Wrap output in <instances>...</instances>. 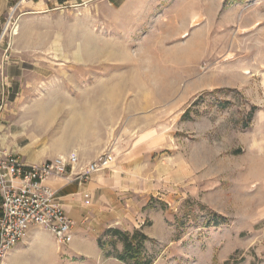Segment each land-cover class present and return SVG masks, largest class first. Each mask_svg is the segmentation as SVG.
<instances>
[{
    "label": "rangeland",
    "instance_id": "1",
    "mask_svg": "<svg viewBox=\"0 0 264 264\" xmlns=\"http://www.w3.org/2000/svg\"><path fill=\"white\" fill-rule=\"evenodd\" d=\"M8 66L18 79L9 99L0 91V126L19 144L45 162L109 150L100 173L139 184L124 225L83 195L87 237L73 245L85 254L65 246L60 264H129L136 230L152 264H264V0L14 9L0 35L6 90Z\"/></svg>",
    "mask_w": 264,
    "mask_h": 264
},
{
    "label": "built area",
    "instance_id": "2",
    "mask_svg": "<svg viewBox=\"0 0 264 264\" xmlns=\"http://www.w3.org/2000/svg\"><path fill=\"white\" fill-rule=\"evenodd\" d=\"M112 162L109 150L88 163L71 154L28 164L19 156L0 153V264H6L14 247L34 227L49 231L60 247L73 243L74 223L48 181L64 178L85 183L96 173L109 169Z\"/></svg>",
    "mask_w": 264,
    "mask_h": 264
},
{
    "label": "crops",
    "instance_id": "3",
    "mask_svg": "<svg viewBox=\"0 0 264 264\" xmlns=\"http://www.w3.org/2000/svg\"><path fill=\"white\" fill-rule=\"evenodd\" d=\"M88 1L91 0H0V35L14 9L22 8L26 12L47 11ZM12 72L10 66L5 68L7 76L5 82L10 86L8 90L3 87L4 81L2 80V83L0 81V91L8 95L7 99L14 93L10 82L13 83L18 79ZM14 136L15 134L11 130L6 129L4 125L0 126V153L19 156L28 164L45 162L46 155L44 153L34 152L33 144H19L18 139ZM118 174L119 169L116 170V178L107 177L105 172L96 173L86 183L68 182L64 178H52L48 181L57 190L58 197H60L68 216L74 222V238L86 239L85 237H87L82 230L88 223L86 219L89 207L83 196L85 193L91 195L94 213H103L105 210L111 209L113 212L111 217L116 219L120 225H124L125 215L133 214L130 210H125L122 203L125 197L133 196L131 192H138L139 184L133 185L131 181H125L122 178L117 180ZM114 207L116 210L113 209ZM53 237L44 231L30 229L27 236L8 255L6 264H34V261L60 264V251L65 246H68L74 253L83 252L82 254H85V251H80L81 248L73 243L57 246Z\"/></svg>",
    "mask_w": 264,
    "mask_h": 264
},
{
    "label": "trees",
    "instance_id": "4",
    "mask_svg": "<svg viewBox=\"0 0 264 264\" xmlns=\"http://www.w3.org/2000/svg\"><path fill=\"white\" fill-rule=\"evenodd\" d=\"M116 234L121 235L122 233L116 231ZM139 239L140 242L138 243ZM147 239L148 237L140 230H136L133 234L124 233V251L119 258L129 264H152L149 260L141 258L142 243Z\"/></svg>",
    "mask_w": 264,
    "mask_h": 264
},
{
    "label": "bare ground",
    "instance_id": "5",
    "mask_svg": "<svg viewBox=\"0 0 264 264\" xmlns=\"http://www.w3.org/2000/svg\"><path fill=\"white\" fill-rule=\"evenodd\" d=\"M202 20L203 19H202L200 14H194L193 17H192V26L191 27H197V26L201 25ZM188 36H189L188 33L185 32L183 37L186 38Z\"/></svg>",
    "mask_w": 264,
    "mask_h": 264
}]
</instances>
